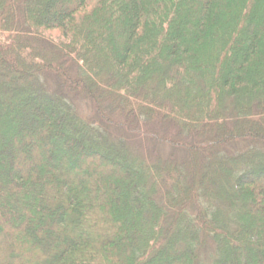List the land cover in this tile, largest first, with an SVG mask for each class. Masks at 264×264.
<instances>
[{
	"label": "trees",
	"instance_id": "1",
	"mask_svg": "<svg viewBox=\"0 0 264 264\" xmlns=\"http://www.w3.org/2000/svg\"><path fill=\"white\" fill-rule=\"evenodd\" d=\"M0 264H264V0H0Z\"/></svg>",
	"mask_w": 264,
	"mask_h": 264
},
{
	"label": "rangeland",
	"instance_id": "2",
	"mask_svg": "<svg viewBox=\"0 0 264 264\" xmlns=\"http://www.w3.org/2000/svg\"><path fill=\"white\" fill-rule=\"evenodd\" d=\"M41 7V10H44V7L42 5H40ZM75 101V104L74 106L76 107V109L85 117H89L91 115V107L90 105L84 101V99H74ZM113 129V128H112ZM32 130V129H30ZM113 134L117 136L119 134H122V135H119V136H123V131L121 130H116V129H113ZM126 136L128 137L129 135L126 134ZM127 142L130 144L131 147L134 148L137 147L139 148V150H144L145 148L147 149L148 148V145L147 144H144V141H142V139H140L139 137H133V136H129L128 138H126ZM28 144V143H27ZM27 144H24V145H21L22 149L26 148V145ZM153 149H155V153L156 151L161 154L162 156H167L170 152H171V148L168 146V145H156L153 147ZM72 171H75V170H72ZM206 254V255H205ZM213 254L212 250L211 251H205L203 253V256H202V259L201 260H207L208 257H212L211 255ZM212 259H208V261H210Z\"/></svg>",
	"mask_w": 264,
	"mask_h": 264
}]
</instances>
